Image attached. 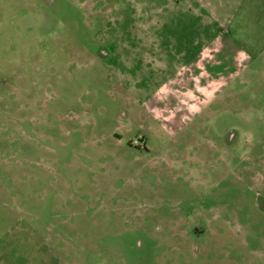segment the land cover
<instances>
[{
    "label": "rangeland",
    "instance_id": "obj_1",
    "mask_svg": "<svg viewBox=\"0 0 264 264\" xmlns=\"http://www.w3.org/2000/svg\"><path fill=\"white\" fill-rule=\"evenodd\" d=\"M264 0H0V264H264Z\"/></svg>",
    "mask_w": 264,
    "mask_h": 264
},
{
    "label": "flooded vegetation",
    "instance_id": "obj_2",
    "mask_svg": "<svg viewBox=\"0 0 264 264\" xmlns=\"http://www.w3.org/2000/svg\"><path fill=\"white\" fill-rule=\"evenodd\" d=\"M261 206H262V208L264 209V201H263V202H261Z\"/></svg>",
    "mask_w": 264,
    "mask_h": 264
}]
</instances>
